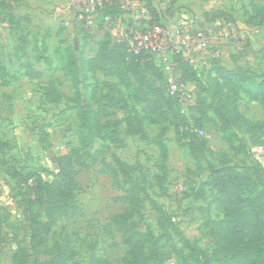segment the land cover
I'll return each instance as SVG.
<instances>
[{
    "label": "rangeland",
    "instance_id": "obj_1",
    "mask_svg": "<svg viewBox=\"0 0 264 264\" xmlns=\"http://www.w3.org/2000/svg\"><path fill=\"white\" fill-rule=\"evenodd\" d=\"M20 1L27 11L15 8L12 19L0 12V66L8 74L0 86V264H11L17 245L25 244L28 223L23 211L43 217V209L27 207L26 200L35 185L55 178L54 158L64 144H79L77 107L82 102L94 111L107 106L101 122L112 127L101 132L111 136L95 139L85 151V166L76 167L73 208L56 220L49 244L68 241L75 251L71 264H121L127 247L110 217L127 211V223L145 239L148 231L157 239L161 264H228L212 244L206 225L222 218L211 203L216 190L202 184L216 170L232 167L251 174L264 193V102L241 92L232 94L243 122L233 127L235 135L228 145L212 113L211 102L219 99L213 71L243 66L258 80L264 76V22L252 8L262 0L151 1L150 15L157 23L188 18L195 27L214 30L210 46L216 55L209 67L191 69L182 62L178 68L187 93L179 123L172 115L177 111L167 97L165 75L152 61L143 59L125 73L142 96L162 106L167 121L145 111V104L136 101L116 76L105 74L121 58L100 26L78 23L72 13L64 18L55 11L44 12L39 5L33 7L37 0H17L16 6ZM36 73L37 78L32 76ZM47 86L59 92V102L44 96L42 88ZM194 140L203 144L197 158L189 145ZM118 162L132 167L128 176L137 190V208L121 199L131 184L120 176ZM151 200L167 214L165 225ZM149 248L146 241L145 264H152Z\"/></svg>",
    "mask_w": 264,
    "mask_h": 264
},
{
    "label": "trees",
    "instance_id": "obj_2",
    "mask_svg": "<svg viewBox=\"0 0 264 264\" xmlns=\"http://www.w3.org/2000/svg\"><path fill=\"white\" fill-rule=\"evenodd\" d=\"M15 1L17 0H0V12L6 13L8 19H12L13 10L19 7V5L16 6ZM139 1L152 11V0ZM262 2L263 4L253 3L252 8L255 11V16L264 22V0ZM104 36L110 41V36L107 33H104ZM116 48L120 53V64L115 68H108L105 70V74L116 76L126 90L132 91L138 97L135 98L136 101L145 104V111L157 114L163 121H167L168 116L162 106L150 98L142 96L125 73L128 66H137L144 60L152 61V66L161 70L159 63L149 54L136 58L128 55L119 46ZM178 61L179 66L185 62L191 69L197 67L183 57H178ZM70 64L74 65V60H71ZM213 72L219 99L211 102L212 113L219 119L222 134L228 145L231 146L235 135L233 127L243 122L242 117L233 106L232 94L241 92L255 101L264 102V76L258 80L249 73L247 67L243 66L233 69L218 67L214 68ZM7 76L5 67L0 66V86L7 82ZM32 76L37 78L39 74L36 73ZM72 77L76 79L75 73H72ZM42 90L49 102L57 103L61 100L59 92L51 86L44 87ZM167 97L172 101L177 111L172 114L174 120L176 123L182 122L179 118L181 114L179 103L175 98L168 95ZM106 108L107 106L103 105L94 111L84 102L78 105L77 114L81 129L79 144L73 145L68 142L64 144L62 152L54 158L57 169L55 178L46 184L35 185L32 196L27 198V207L39 206L43 209V217L36 213L31 216L29 211H23L24 219L28 223L26 240L24 245H17L10 257L11 264H71L75 257V251L68 241H55L49 244V235L56 220L68 214L73 208V195L77 189L76 167L85 166V151L90 148L95 139L111 136V134L101 132L107 127H112L107 124V121L101 122L102 118L107 117ZM196 123L201 125L200 121H196ZM189 145L192 156L197 158L198 150L203 148L202 142L194 140ZM160 147L162 153L166 154L165 145L160 143ZM130 170L132 167L118 162L120 176L124 182L131 184L127 195L121 199L137 208L138 194L134 181L128 176ZM205 185L215 188L216 196L211 203H216L222 213V218L215 224H211V220L206 222V225L210 227L209 235L212 244L226 258L228 264H264V193L255 184L251 174L246 170H236L232 167L220 168L214 172L213 178L209 182L202 184V186ZM151 206L158 214L160 224L165 225L168 220L165 211L155 200H151ZM129 218L130 214L127 211L113 214L110 217V222L121 233L122 243L127 247L121 264H145L143 250L146 241L150 246L148 255L153 259L152 264H161L162 252L157 239L150 231L147 232L145 239L131 223H127ZM190 247L193 246L190 245ZM95 264L105 263L97 260Z\"/></svg>",
    "mask_w": 264,
    "mask_h": 264
},
{
    "label": "built area",
    "instance_id": "obj_3",
    "mask_svg": "<svg viewBox=\"0 0 264 264\" xmlns=\"http://www.w3.org/2000/svg\"><path fill=\"white\" fill-rule=\"evenodd\" d=\"M68 6L76 22L100 26L128 55L154 58L165 75L166 94L179 105L186 102L187 93L177 76L178 57L208 68L216 55L210 46L212 28L195 27L188 18L157 23L139 0H68Z\"/></svg>",
    "mask_w": 264,
    "mask_h": 264
},
{
    "label": "crops",
    "instance_id": "obj_4",
    "mask_svg": "<svg viewBox=\"0 0 264 264\" xmlns=\"http://www.w3.org/2000/svg\"><path fill=\"white\" fill-rule=\"evenodd\" d=\"M36 5H39L43 9L44 12L55 11L56 12L55 14L57 16L60 15L62 17H64V16L65 17L66 16L71 17V10L68 6V0H37L36 4L33 5V7H35ZM18 9L19 10L22 9L23 11H27L29 8L24 3H22L20 1V5H19ZM24 13H28V12H24Z\"/></svg>",
    "mask_w": 264,
    "mask_h": 264
}]
</instances>
